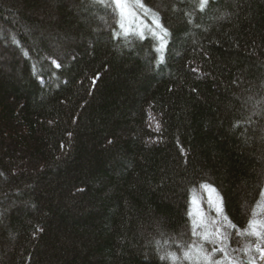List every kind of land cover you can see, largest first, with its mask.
Wrapping results in <instances>:
<instances>
[{
    "label": "trees",
    "instance_id": "trees-1",
    "mask_svg": "<svg viewBox=\"0 0 264 264\" xmlns=\"http://www.w3.org/2000/svg\"><path fill=\"white\" fill-rule=\"evenodd\" d=\"M143 3L163 39L111 0H0V264H207L201 185L261 217L264 0Z\"/></svg>",
    "mask_w": 264,
    "mask_h": 264
},
{
    "label": "rangeland",
    "instance_id": "rangeland-1",
    "mask_svg": "<svg viewBox=\"0 0 264 264\" xmlns=\"http://www.w3.org/2000/svg\"><path fill=\"white\" fill-rule=\"evenodd\" d=\"M127 8L125 15L122 17L119 10L114 5V8L117 13L118 23L123 33H137L142 34L143 31H148L151 34L159 35L160 29L156 27L153 23L155 18L150 12L146 10H140L135 7V0H127ZM122 25V27H121ZM262 205L259 207L258 214L260 218L256 219L257 222H264V198H261ZM190 208L193 213V218L198 222H203V227L197 228L196 237L199 241V246L197 251L193 254L188 255L192 260L201 259L203 260L204 255L212 251L213 245L203 240L201 236L207 232L211 233L219 225H214L211 223L213 219H218L216 216L215 208L219 206V196L216 192L212 191V188H201L198 193H195L191 197ZM223 215V213H222ZM224 225H227V221H222ZM224 229L222 228V231ZM227 231L231 233L230 243L228 244L227 252L228 258H224V254L217 252L214 257L217 260H223V264H229V260H238L239 264H249V259L254 260L255 264H264V260L260 258V253L256 250V238L254 236H241L237 237L230 227L227 228ZM203 246V250L201 249ZM264 247V244L261 245ZM235 249V251H233Z\"/></svg>",
    "mask_w": 264,
    "mask_h": 264
},
{
    "label": "snow or ice",
    "instance_id": "snow-or-ice-1",
    "mask_svg": "<svg viewBox=\"0 0 264 264\" xmlns=\"http://www.w3.org/2000/svg\"><path fill=\"white\" fill-rule=\"evenodd\" d=\"M111 3L116 6V8L119 10L120 15L123 17L125 15L126 8L128 6L127 0H111ZM209 3V0H201V10L203 11L204 8ZM135 7L139 8L141 10H146L147 12H151V9H147V6L143 3V0H135ZM153 23L156 25L158 29H160L163 33V36L161 39H163L164 36L168 35L167 29L163 28V25L159 23L158 18L153 19ZM122 27V25H121ZM52 64L55 65V67L59 68L60 65L57 64L55 60L52 61ZM193 72L198 71V69L193 68ZM202 188H209L208 185H201ZM213 192H216L215 188H212ZM217 196H219L220 204L215 208L216 216L218 219H213L211 221L214 225H219L215 228V230L211 233L205 232L201 238L208 243H211L213 245L212 251L204 255V260L207 262V264H223V260H214L213 257L215 253L220 252L224 254V258H228V244L230 243L231 239V233L227 231V228L230 227L232 229V232L235 233L237 237H241L244 235L247 236H254L256 238V250L260 253V258L264 260V247H261L262 244H264V222H257L254 219H249L248 224L245 228L240 229L237 227V225L232 224L229 218L226 215H222L223 212V197L219 195L217 192ZM260 196L264 198V189L261 190ZM191 203H194V201H190ZM253 216L256 215V212L253 211ZM189 219L192 223V234L193 236L198 235L197 228L203 227V222H198L196 219L193 218V213L191 211V208L188 212ZM222 221H228L227 225H224ZM222 228L224 229L222 231ZM201 249L203 250V246L201 245ZM235 251V249L233 250ZM185 256H188V253H185ZM229 264H239L238 260H229ZM249 264H255L254 260L251 258L249 259Z\"/></svg>",
    "mask_w": 264,
    "mask_h": 264
}]
</instances>
